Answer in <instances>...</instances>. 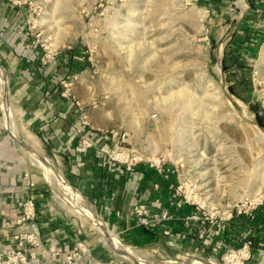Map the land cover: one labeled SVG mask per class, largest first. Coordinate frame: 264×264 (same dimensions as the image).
I'll return each instance as SVG.
<instances>
[{
  "label": "rangeland",
  "instance_id": "rangeland-1",
  "mask_svg": "<svg viewBox=\"0 0 264 264\" xmlns=\"http://www.w3.org/2000/svg\"><path fill=\"white\" fill-rule=\"evenodd\" d=\"M7 1L18 7L23 25L9 28L0 36L1 42L14 47L17 36L23 37L19 50H28V60L37 70L63 53L76 54L81 65L72 82L86 85L91 95L88 108L96 111L97 126L108 128L112 149L122 147L124 156L130 153L131 159L173 167L176 205L180 209L190 206L192 215L199 216L194 220L201 227L199 236L204 231V237L207 230L202 227L206 215L197 212V204L205 207L206 214L217 215L223 209L231 210L242 198L264 191V139L259 133L264 130V6L256 2L254 6L249 0ZM3 53L0 47V70L6 75V85L9 82L8 99L18 107ZM83 89L86 93L85 86ZM232 98L245 110L235 107ZM19 114L23 124L20 108ZM4 119L0 105V129L9 137ZM29 133L40 142L41 161L96 214L88 209L87 215L82 207L86 218L82 224L76 219L78 211L73 216L64 209L55 200L61 193L47 183L44 173L16 143L34 178L49 187L52 200L77 221L85 237L105 244L93 232L95 207L66 181L44 140ZM133 214L144 226L134 207ZM116 239L147 255V261L165 264L203 261L198 258L223 264L226 252L232 249L217 254L183 252L162 241L132 244L118 234ZM251 254L248 264L253 262V251ZM125 259L114 254L109 262L133 264Z\"/></svg>",
  "mask_w": 264,
  "mask_h": 264
},
{
  "label": "crops",
  "instance_id": "crops-1",
  "mask_svg": "<svg viewBox=\"0 0 264 264\" xmlns=\"http://www.w3.org/2000/svg\"><path fill=\"white\" fill-rule=\"evenodd\" d=\"M249 1L252 5L256 2L264 6V0ZM19 12L18 7L7 0H0V36L9 28L23 25ZM17 37L12 43L14 47L7 41L1 42L0 38V47L1 52H5V65L12 73L13 98L23 114L24 128L44 140L47 150L64 171L66 181L95 207L97 219L102 220L105 225L102 227L108 230L96 232L97 235H122L132 244L162 241L168 246L181 247L183 252L208 250L214 254L224 253L252 238L251 264H264V208L253 217L235 213L232 219L224 222L204 223L202 227L207 233L204 237L199 236V222L189 219L194 213L193 208L180 209L176 205L174 174L160 172L147 162H138L128 170L124 164L110 159L113 144L109 130L106 126L103 129V125V128L97 126L96 111L88 108L91 103L87 100L91 95L87 93L86 85L72 82L81 65L76 54L63 53L51 65L37 70L28 60V50L24 53L23 49L19 50L24 45L23 37ZM0 73L6 79L1 70ZM6 123L4 119L7 129ZM10 135L7 137L0 129V249L15 246L12 238L15 229L6 224L14 223L21 216L23 211L19 202L32 200L37 216L31 225L42 242L43 247L37 248L42 260L54 261L57 252L62 254L84 241L91 246L95 260L91 264L113 261L115 252L108 243L101 239L98 241L105 244L91 242L88 236L85 237L77 221L52 200L49 187L34 178L33 170L18 150L14 136ZM83 140L90 145H81ZM47 173L42 172L52 187L49 170ZM55 200L60 203L56 196ZM139 203L147 205L150 214L168 212L173 218L148 227L140 226L133 214V207Z\"/></svg>",
  "mask_w": 264,
  "mask_h": 264
},
{
  "label": "built area",
  "instance_id": "built-area-1",
  "mask_svg": "<svg viewBox=\"0 0 264 264\" xmlns=\"http://www.w3.org/2000/svg\"><path fill=\"white\" fill-rule=\"evenodd\" d=\"M94 107H97L96 103H94ZM81 145L89 146L90 143L87 142V140H83ZM124 151L126 150L122 147H114L110 154V159L114 162L124 164L126 168L130 170L134 164L140 162L141 160H137L136 158L131 159L130 153H128L127 156H124ZM151 164L160 172L168 174L175 173V169L173 167L165 163H161L160 161L154 163L151 162ZM18 204L23 211L21 216L18 217L14 223L9 222L6 224L10 229H15V232L12 234L15 246L0 249V264H82L85 261L91 264L95 261L92 257L91 249L84 241L76 243L62 254L57 252V258L54 261L42 260L37 254V248L43 247L42 242L39 235L31 225L37 216L35 203L32 200H26L21 201ZM260 208H264V191L256 196H246L242 198L233 205L231 210H223L222 212L218 211L217 215L210 212L206 214L205 207L197 204V212L199 213L203 211L202 213L206 215L205 221L202 222L203 224L207 222H224L226 220H230L233 218L235 213L238 215L247 214L253 217L254 213ZM134 213L139 217L140 224L144 226H149L153 222L170 220L173 218V216L168 212L150 214L147 205L143 203H139L134 206ZM189 219L198 220L199 216L194 214L190 216ZM204 234L205 232L202 231L201 237H203ZM252 249V239L244 240L238 248H232L226 252L223 264H248L252 255ZM105 264L114 263L109 262Z\"/></svg>",
  "mask_w": 264,
  "mask_h": 264
},
{
  "label": "bare ground",
  "instance_id": "bare-ground-1",
  "mask_svg": "<svg viewBox=\"0 0 264 264\" xmlns=\"http://www.w3.org/2000/svg\"><path fill=\"white\" fill-rule=\"evenodd\" d=\"M5 85H6L5 76L2 73H0V101H1L0 105H1V108L3 110L5 119L7 121V123H6L7 129L14 136L15 140L18 139L21 142H24L25 144H27L25 146H22V148H23L24 153L31 160L33 166L37 167L43 173L45 172L46 174H48L47 170H49V175L48 176L51 178V181H52V184H53L54 188L56 187L57 193L58 192L61 193L58 196V200L63 205L64 209L68 208L69 210H71L70 213L73 216H76L77 215V211H78V216L79 217L76 218V219H78L83 224V222L86 221V218H85L84 215H82L83 213H81L82 211H80V209L82 207H85L86 210L84 212H86L87 215H89L88 209H92V211L94 209L86 207L85 205H83V202H85V201L82 202L81 196L75 194L74 191L72 193H70L67 190V188L64 186V184L61 182V180L54 176V173L48 167V164L43 162V161H41L40 156L38 154L39 151L37 150V146L40 144V142H39V140L37 138L32 136L31 133H29V132H27L25 130V128H24V126L22 124V121H21V117L19 116L18 107L15 106V105H12L8 101L7 92L9 90V82L7 83L6 86ZM231 102L233 103V105L235 107H240V109L242 107V109L245 110V107L241 104V102H239V101H237V100H235L233 98H232ZM245 114H247V113L245 112ZM249 119H250V121H252V123H255L251 116L249 117ZM259 133H261L260 136L264 139V130L260 129ZM71 190H73V189L71 188ZM93 212H94V214H96L95 211H93ZM90 216H91V214H90ZM97 220H94L95 222L94 221L92 222V224L94 223L96 225L93 228V232L94 233H96V232L99 233L102 230H103L102 232H107L108 230L105 227L104 228L102 227V226H105L104 223L100 222L99 220L97 221ZM100 237H101V240H103L104 242H107V243H108L109 239L113 240V242L117 245L116 247L119 250H121L120 251L121 252L120 255L124 256L127 260H129L131 258H134L135 260H137V262H134L133 264H165V263H161V262L147 261V255H145V254L141 253L140 251H137L136 249H133V248L123 244L122 242L118 241L116 239V236L103 234ZM188 260H189V262L187 264H215L212 261L204 262V261H198V260H194V259H188Z\"/></svg>",
  "mask_w": 264,
  "mask_h": 264
},
{
  "label": "water",
  "instance_id": "water-1",
  "mask_svg": "<svg viewBox=\"0 0 264 264\" xmlns=\"http://www.w3.org/2000/svg\"><path fill=\"white\" fill-rule=\"evenodd\" d=\"M228 94V93H227ZM228 96H229V94H228ZM20 146H25V145H27V144H25L24 142H21L20 140H18V139H16L15 140ZM108 246L115 252V254L116 255H119V254H121V250H119L116 246V244L113 242V240H110L109 239V241H108ZM124 259V258H123ZM198 259H200V260H203L204 262H207V261H209L210 259H206V258H198ZM126 260V259H125ZM127 261H129V262H131V263H134V262H137V260H135L134 258H131V259H129V260H127ZM189 262V260H185V261H181L180 263H178V264H187Z\"/></svg>",
  "mask_w": 264,
  "mask_h": 264
}]
</instances>
